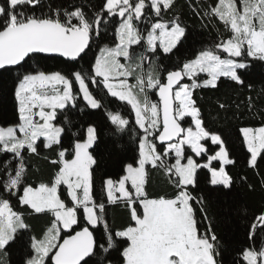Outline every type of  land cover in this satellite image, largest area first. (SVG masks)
<instances>
[{"label":"snow or ice","instance_id":"snow-or-ice-1","mask_svg":"<svg viewBox=\"0 0 264 264\" xmlns=\"http://www.w3.org/2000/svg\"><path fill=\"white\" fill-rule=\"evenodd\" d=\"M175 3L106 0L91 14L78 5H49L45 12L44 0L0 3V76L17 73L13 87L18 110L15 125L0 127V264H4L2 257L17 233L30 228L24 213L13 210L12 196L32 213L53 217L42 238H33L26 264H96L92 258L100 252L92 229L100 226L106 246L99 247L105 253L118 249L120 264H218L217 238L200 233L193 206L197 198L190 191L196 184L197 169L207 165H199L186 155L185 146L200 155L205 151L203 140L221 145L210 158L222 165L218 171L210 169L214 185L231 187L223 165L234 161L221 138L204 126L194 93L198 88L217 87L222 77L243 84L238 71L248 67L243 61L251 58L264 62V0H217L206 5L204 16L223 25L219 41L167 71L166 77L158 66L144 72V61L150 60L147 53H171L186 38L179 15L165 18ZM109 24L114 26L113 46L100 48L88 72L77 70L76 64L88 56L102 27ZM142 24L148 27L142 30ZM43 58L57 59L64 68L44 71L29 65V61ZM130 79L135 82L129 83ZM101 85L108 95L129 107L128 118L109 112L111 122L123 132L134 117L141 133L135 163L127 166L118 181L108 179L103 189L107 204H123L129 210L133 223L118 231H113L106 220V203L93 193L91 169L96 161L89 149L96 140L94 128L87 129V142L75 144L71 158L61 150L58 159L50 161L58 165L51 184L26 183V157L28 153L39 155L38 141L42 138L46 148L61 144L64 128L54 123L58 110L74 107L80 96L92 109L101 108V100L92 91ZM149 92L158 94V101H153ZM185 118H190V126H182ZM241 131L250 153L249 166L255 168L258 158L264 159V126ZM172 157L174 163H169ZM149 167L169 179L175 189L171 196H149ZM62 185L71 206L61 199ZM81 210L87 224L77 228ZM256 220L250 238L256 235L257 227L264 230V214ZM242 259L245 264H264V246L245 249ZM108 264L113 262L109 259Z\"/></svg>","mask_w":264,"mask_h":264},{"label":"trees","instance_id":"trees-1","mask_svg":"<svg viewBox=\"0 0 264 264\" xmlns=\"http://www.w3.org/2000/svg\"><path fill=\"white\" fill-rule=\"evenodd\" d=\"M105 2L106 0H44L45 12L49 10L47 7L49 5L57 7L78 5L89 14L99 9ZM216 2L217 0H176L175 8L166 13L165 18L170 19L174 14L179 15L187 30L186 38L171 53L164 54L161 50L156 54L147 53L150 57V66H146L145 71L158 66L162 77H166L167 71L193 58L202 48L218 42L223 33V25L211 17L204 16V11L207 10L206 5ZM194 7L197 9L195 12ZM147 27V24L141 25L142 30ZM224 35L227 34L224 33ZM113 40L114 26L111 24L103 26L101 36L97 37L92 45V51L84 60L76 64L77 70L83 69L88 72L100 48L105 45L113 46ZM134 47L138 52L142 51L140 46ZM243 62L248 65L238 70L244 81L243 84L222 77L217 82V87L198 88L194 93L204 126L221 138L229 158L234 161L224 166L231 178V187L211 185L209 173L204 168L196 171V184L190 186L192 195L197 198L193 206L196 210L200 233L214 234L217 238L218 264H245L242 259L245 249H259L264 246V230L259 227L256 229V235L250 238L251 226L258 223L256 218L259 215L264 214V159L258 158L255 168L249 166V154L240 134L244 127L264 126V63L251 58ZM29 65L34 70L44 71L64 68L63 64L53 58L31 60ZM16 76V72L0 76V127L13 126L18 122L13 87ZM201 78L204 76L202 75ZM130 80L132 83L135 82L134 79ZM92 91L101 100L103 106L92 109L80 96L74 107L69 105L64 110H58L54 123L64 128L61 144L46 148L40 140L39 155L27 154L26 183L33 186H38L41 182L51 184L58 165H53L50 161L58 159L57 154L61 150L65 151L66 158H71L74 144L85 139L86 130L89 127L94 128L96 140L90 148V153L96 161L91 169L93 193L96 198H102L106 203V220L113 231H118L132 224L129 210L123 204H107L103 189L108 179L118 181L125 175L127 166L135 163L139 154L138 141L141 133L134 125V117L126 130L119 131L111 122L108 113H120L128 118L129 107L108 95L102 85L100 89L93 88ZM149 96L153 101H157L154 92H149ZM249 98H251L252 107H249ZM189 122V119H185L181 121V124L187 127L190 126ZM202 144L205 147V155L200 159L202 161L214 156L219 150V145H211L208 140L203 141ZM185 154L193 157L188 149L185 150ZM212 167L215 170L219 169L217 162H214ZM146 188L152 198L171 196L175 192L165 174L151 167H149ZM59 194L66 205H72L63 185L59 189ZM4 195L6 196L7 193ZM11 205L13 210L24 213V219L30 228L17 233V238L10 242L7 254L2 258L4 264H25L32 251V237L43 236L52 221V216L47 213H32L31 209L20 205L16 196L11 197ZM86 224L81 210L80 223L76 227L80 228ZM92 230L98 245L97 251L100 252L99 256L92 258L96 264H108L109 259L113 264H120L122 256L118 249H111L109 253H105L99 247L106 246L103 227Z\"/></svg>","mask_w":264,"mask_h":264},{"label":"rangeland","instance_id":"rangeland-1","mask_svg":"<svg viewBox=\"0 0 264 264\" xmlns=\"http://www.w3.org/2000/svg\"><path fill=\"white\" fill-rule=\"evenodd\" d=\"M0 3H2V1L0 0ZM104 47V46H103ZM161 52H162V50H161ZM99 55V52H98V54H97V56ZM226 55V54H225ZM264 63V62H263ZM149 67L150 66V60H145L144 61V66H143V70H144V72H147V71H145V67ZM204 76L205 74H201V76ZM225 78H227V77H225ZM129 83H132L131 82V80H129ZM106 90V89H105ZM107 91V90H106ZM114 98V97H113ZM81 99L83 100V98H82V96H81ZM116 99V98H115ZM118 100V99H117ZM84 101V100H83ZM119 101V100H118ZM85 102V101H84ZM86 103V102H85ZM86 105H87V103H86ZM88 106V105H87ZM88 107H90V106H88ZM91 108V107H90ZM185 119H189L190 120V118H185ZM242 130V129H241ZM240 134H241V137H242V139H243V143H244V138H243V133H242V131H240ZM87 137H88V133H87V130H86V135H85V139L83 140V141H79V142H76V143H85V142H87ZM208 141H209V143L211 144V145H219V144H213L212 142H211V140L210 139H207ZM41 141L43 142V140H42V138H41ZM203 141H205V140H203ZM203 141H201V144L203 143ZM39 142V141H38ZM75 143V144H76ZM75 144H74V146H73V155H74V150H75ZM203 145V144H202ZM223 146V145H222ZM244 146H245V149H246V151H247V146H246V144L244 143ZM205 148V147H204ZM224 148V147H223ZM186 149H188L190 152H191V149H189V148H187V146H185V150ZM221 150V145H219V150H218V152ZM89 151H90V149H89ZM217 152V153H218ZM248 152V151H247ZM216 153V154H217ZM191 154L193 155V159L197 162L198 160V164L199 165H207V167H199L197 170H199V169H201V168H204L205 170H207L208 171V173H209V176H210V183H211V180H212V172H211V170L210 169H212V170H215L213 167H212V164L214 163V162H217V164L219 165V168L222 166L221 165V161H219V160H213V159H210L211 157H208V158H206V160L205 161H202V160H200L201 158H202V156L203 155H205V151L202 153V154H200V155H196L195 153H193V152H191ZM215 154V155H216ZM249 154V159H250V153H248ZM214 155V156H215ZM174 157H172V159H170L168 162L169 163H174ZM225 165H223V167H224ZM217 171L219 170V169H216ZM125 174H126V171H125ZM211 185H213V186H216V185H214V184H212L211 183ZM218 186V185H217ZM222 186V185H221ZM65 187V186H64ZM66 188V187H65ZM22 194V193H21ZM117 195H119L118 193H117ZM69 199H70V197H69ZM70 201H71V199H70ZM52 219H53V217H52ZM133 223V222H132ZM33 238H35V237H32V239H31V242H32V240H33ZM42 238V237H41ZM27 262V261H26ZM26 262H25V264H26Z\"/></svg>","mask_w":264,"mask_h":264},{"label":"water","instance_id":"water-1","mask_svg":"<svg viewBox=\"0 0 264 264\" xmlns=\"http://www.w3.org/2000/svg\"><path fill=\"white\" fill-rule=\"evenodd\" d=\"M0 71H2V70H0ZM155 95H156V98H157V101H158V99H159L158 98V94L155 93ZM156 143L159 145V141H156ZM159 147H164V145H159Z\"/></svg>","mask_w":264,"mask_h":264}]
</instances>
